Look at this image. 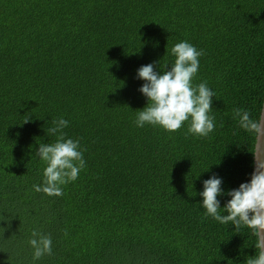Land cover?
<instances>
[{
	"label": "trees",
	"instance_id": "trees-1",
	"mask_svg": "<svg viewBox=\"0 0 264 264\" xmlns=\"http://www.w3.org/2000/svg\"><path fill=\"white\" fill-rule=\"evenodd\" d=\"M181 41L204 53L193 84L216 94L207 137L134 123L137 70H170ZM263 104L264 0H0V264H246L256 237L199 193L217 175L223 207L250 181L254 138L233 109L257 119ZM58 118L86 167L49 196L35 153ZM34 230L52 238L35 261Z\"/></svg>",
	"mask_w": 264,
	"mask_h": 264
},
{
	"label": "clouds",
	"instance_id": "clouds-1",
	"mask_svg": "<svg viewBox=\"0 0 264 264\" xmlns=\"http://www.w3.org/2000/svg\"><path fill=\"white\" fill-rule=\"evenodd\" d=\"M203 54V50H198L188 41H181L171 48L175 60L170 70L166 64L161 74L154 70L152 63L137 70V78L144 81L139 91L147 98V104L137 113L134 121L137 127L151 124L174 132L190 121L188 132L191 134L207 137L214 130L215 118L210 112L212 98L216 94L206 81L193 84L199 69V57ZM233 116L238 119L239 127L254 138L251 179L238 188L228 190L226 194L231 199L223 207L217 197L224 195L225 190L222 178L217 175L203 181V191L199 195L203 197L202 206L206 215L222 224L235 225V232L239 233L242 226L251 230L256 237L254 246L257 254L248 258L246 264H264V115L252 119L247 110L234 108ZM68 123L63 118L53 120V126L47 131L56 136V141L40 143L35 153L46 164L42 185H33L37 192L62 196V186L77 180L80 171L86 167L79 140L66 138L63 132ZM221 208L227 215L220 214ZM29 244L34 249V261L52 254L50 234L34 230Z\"/></svg>",
	"mask_w": 264,
	"mask_h": 264
},
{
	"label": "water",
	"instance_id": "water-1",
	"mask_svg": "<svg viewBox=\"0 0 264 264\" xmlns=\"http://www.w3.org/2000/svg\"><path fill=\"white\" fill-rule=\"evenodd\" d=\"M264 115V104H263V109H262V113L261 116ZM253 170H254V166H253Z\"/></svg>",
	"mask_w": 264,
	"mask_h": 264
}]
</instances>
